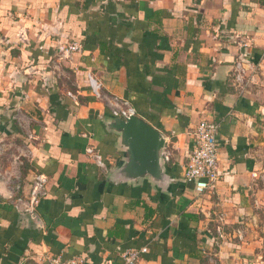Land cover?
I'll use <instances>...</instances> for the list:
<instances>
[{
	"label": "crops",
	"instance_id": "1",
	"mask_svg": "<svg viewBox=\"0 0 264 264\" xmlns=\"http://www.w3.org/2000/svg\"><path fill=\"white\" fill-rule=\"evenodd\" d=\"M263 64L264 0H0V146L22 150L0 157V264H123L142 248L139 264H253L234 230L254 209L264 109L237 79ZM115 100L165 137V190L112 178ZM204 120L220 180L199 195L183 172ZM39 174L46 194L22 212Z\"/></svg>",
	"mask_w": 264,
	"mask_h": 264
},
{
	"label": "built area",
	"instance_id": "2",
	"mask_svg": "<svg viewBox=\"0 0 264 264\" xmlns=\"http://www.w3.org/2000/svg\"><path fill=\"white\" fill-rule=\"evenodd\" d=\"M23 40V36L20 35ZM80 46L73 44L68 47H59L61 54L70 56L71 53L79 52ZM90 92L96 98L100 97V85L91 76H88ZM111 114L113 117L128 118L135 115V111L126 102L114 101ZM218 126L210 121H201L194 134V140L183 172V180L193 185L195 192L199 195L212 190L220 180L218 170L219 152L216 145V134ZM86 153L95 161L100 163V157L93 148H88ZM165 161L168 160L164 156ZM47 177L44 175L35 176L27 199H17V205L22 212L32 211L46 194ZM220 232V227L218 228ZM146 253V248L141 250L129 249L121 254L123 264H139L141 255ZM47 264H84L81 257L62 259L59 256L46 255L43 257Z\"/></svg>",
	"mask_w": 264,
	"mask_h": 264
},
{
	"label": "water",
	"instance_id": "3",
	"mask_svg": "<svg viewBox=\"0 0 264 264\" xmlns=\"http://www.w3.org/2000/svg\"><path fill=\"white\" fill-rule=\"evenodd\" d=\"M107 126L118 136V148L123 153V160L112 178L131 184L150 181L159 190H165L170 177L164 171L163 134L137 115L113 117ZM25 216L36 217L34 213Z\"/></svg>",
	"mask_w": 264,
	"mask_h": 264
},
{
	"label": "rangeland",
	"instance_id": "4",
	"mask_svg": "<svg viewBox=\"0 0 264 264\" xmlns=\"http://www.w3.org/2000/svg\"><path fill=\"white\" fill-rule=\"evenodd\" d=\"M241 72L237 79L240 91L249 93L257 98L264 109V64L261 66H252ZM5 144L0 146V157L5 154L19 155L21 148L5 149ZM257 160L259 161V184L255 187L254 209L234 231L237 241H242L248 248L250 256L253 258V264H264V123H262V135L260 143L256 148ZM3 178L0 176V183ZM221 227V226H220ZM224 230L220 232L216 229L215 234L222 238ZM232 236V231L229 232Z\"/></svg>",
	"mask_w": 264,
	"mask_h": 264
}]
</instances>
